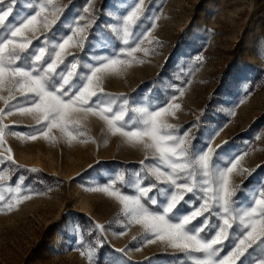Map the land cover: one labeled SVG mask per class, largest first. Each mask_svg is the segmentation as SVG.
<instances>
[{
	"label": "rangeland",
	"instance_id": "obj_1",
	"mask_svg": "<svg viewBox=\"0 0 264 264\" xmlns=\"http://www.w3.org/2000/svg\"><path fill=\"white\" fill-rule=\"evenodd\" d=\"M37 2L18 0L14 15L30 13L29 5ZM137 2L57 0L63 11L48 33L49 41L60 42V37L71 34L70 29L78 23L86 28L88 40L97 44L90 48L86 42L83 52L69 49L82 63H90L93 55L109 54L111 48L120 51L122 45L111 37L108 26ZM142 11L144 16L159 17L154 28L152 21L139 25L140 30L150 31L142 47L153 52L147 56L136 53L143 63L133 62L120 73L107 76L105 91L127 95L130 107L144 106L132 104L133 99L163 100L175 94L181 108L168 121L178 126L181 135L187 129L197 150L205 149L210 142L216 150L214 162L217 154H228L223 155L221 166L237 153L244 157L242 167L249 171L264 166V4L254 0H143ZM81 16L85 19L80 20ZM38 43L33 42L34 46ZM197 56L202 59L197 61ZM71 60L69 56L66 63ZM82 71L78 69V74ZM181 87L182 97L175 91ZM4 107L0 99V108ZM4 123L35 125L34 120L19 113L7 116ZM85 127L86 135L71 144L57 129L52 131L56 141L42 137L22 140L20 136L30 132V127L6 130L20 133L6 134L5 139L16 165L24 167L17 168L9 161L0 163V173L5 177L0 181V194L6 202L13 195L7 188H15L20 176L25 177L22 186L33 191L26 192L30 198L12 211H0V264H93L84 253L90 249L95 253L97 243L103 245L99 249L101 264L116 260L122 264H149L148 258H152L150 264H177L173 256L161 255L166 249L160 242L144 243L143 227L129 222L119 200L98 190L114 184L123 194L135 195L136 173L143 186L155 179L139 162L144 160L150 165L158 161L143 148L108 133L99 117H88ZM218 145H224L223 150ZM0 153H5L4 147H0ZM33 167L41 171H27ZM233 179L238 185L246 182L245 192L238 196L250 205L248 194L262 187L264 167L248 177L238 166ZM5 202H0V207ZM190 210L186 208L184 214ZM93 221L104 226L102 234L92 226ZM118 249L125 252L114 251Z\"/></svg>",
	"mask_w": 264,
	"mask_h": 264
},
{
	"label": "snow or ice",
	"instance_id": "obj_2",
	"mask_svg": "<svg viewBox=\"0 0 264 264\" xmlns=\"http://www.w3.org/2000/svg\"><path fill=\"white\" fill-rule=\"evenodd\" d=\"M17 2L0 0V99L5 104L0 108V147L5 148V153H0V163L9 161L17 168L24 167L16 165L5 139L6 134L20 136V133H6V130L30 127V132L20 136L22 140L42 137L56 141L52 131L57 129L71 144L86 135L88 117H99L105 122L108 133L143 148L158 161L150 165H145L144 160L139 162L145 173L155 179L149 181V186H143L140 174L136 173L135 195L123 194L114 184L98 189L119 200L122 213L130 223L143 227L144 243L160 242L166 249L161 255L173 256L177 264H186V261L189 264H264V181L261 188L248 194L251 204L245 205L238 193L245 192L246 182L238 185L233 179L238 166L248 177L264 166L257 165L251 171L243 168L244 157L239 153L229 156L221 166L223 155L228 154H217L214 162L216 150L210 142L205 145L206 150H197L188 130L181 135L178 126L168 121V117H174L181 108L175 94L163 100L133 99L132 104L144 106L130 107L127 95L108 93L104 89L107 76L120 73L133 62H144L138 60L136 53L147 56L153 52L142 47L150 31L140 30L139 25L147 20L153 22L151 27L154 28L159 17L143 15V0H138L126 15L118 16L116 22L108 26L107 31L122 49L111 48L107 55H93L90 63H82L69 51L77 48L83 52L86 42L90 48L97 47L94 41L88 40L86 28L78 23L70 29L71 34L60 37V42L50 43L48 33L60 21L63 11L57 0H38L35 6L29 5L30 13L14 15ZM88 11L85 9L86 13ZM9 17L13 20L9 21ZM95 39L103 44L100 37ZM34 41L39 43L34 46ZM153 42L159 43L149 40ZM69 56L72 60L66 63ZM81 68L84 71L78 74ZM175 91L180 97L184 95L182 87ZM118 101V110L114 111ZM129 112L133 115L129 116ZM14 113L30 117L35 125L5 124V118ZM217 148L223 150L224 145ZM27 171L39 173L41 170L33 167ZM4 179L0 173V181ZM24 179V176L18 177L16 187L7 188L13 195L6 202L5 196L0 194V202H5L0 211L10 212L30 198L25 193L33 189L22 186ZM120 179L123 180V176ZM186 208L191 210L184 214ZM92 226L102 234L103 225L93 221ZM102 246L97 243L95 253L90 249L84 255L93 264H101L99 249ZM114 251L124 253L125 249ZM148 259L150 264L152 258ZM113 264L122 262L116 260Z\"/></svg>",
	"mask_w": 264,
	"mask_h": 264
},
{
	"label": "crops",
	"instance_id": "obj_3",
	"mask_svg": "<svg viewBox=\"0 0 264 264\" xmlns=\"http://www.w3.org/2000/svg\"><path fill=\"white\" fill-rule=\"evenodd\" d=\"M254 1H256V2H258L260 4H264V0H254Z\"/></svg>",
	"mask_w": 264,
	"mask_h": 264
}]
</instances>
